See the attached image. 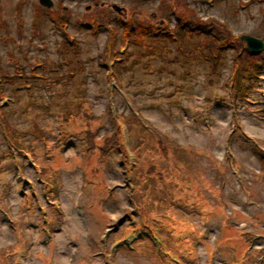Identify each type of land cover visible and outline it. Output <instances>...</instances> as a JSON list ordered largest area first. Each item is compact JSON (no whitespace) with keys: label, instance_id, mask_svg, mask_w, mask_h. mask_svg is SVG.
Here are the masks:
<instances>
[{"label":"rangeland","instance_id":"374dc122","mask_svg":"<svg viewBox=\"0 0 264 264\" xmlns=\"http://www.w3.org/2000/svg\"><path fill=\"white\" fill-rule=\"evenodd\" d=\"M239 1L246 0H214L213 6H207L200 0H187L188 3L167 0V5L177 13L191 14L195 17L190 21L191 25H196L199 29L201 27L202 31V27L214 31L223 30L221 21H224L230 29V40H238L244 45L238 36L249 34L264 41V0L255 1L245 9L238 8ZM52 2L51 7H44L37 0H0V66L9 71L7 82L0 84V115L10 122L22 139L14 136L11 149L8 148L9 137L6 141L4 122L0 120V264H27L28 260L32 264H39L37 257L42 253L45 256L52 253L50 264H101L104 259L108 262L105 255L102 258L94 254V251L98 250L104 251V254L108 252L109 243L104 245L99 241L105 239L103 229L109 226L112 220L121 221L123 216H128L125 209L136 200L127 197L129 181L126 180L120 157L118 158L115 150L109 152L106 161L103 160L99 166H94L93 160L97 156V150L92 154L85 153L81 144V141H84L82 132L75 135L68 133H74L84 127L90 128L98 144L113 130L112 124L108 122L107 72L101 67L109 53H103L102 49L106 46L107 36L116 31L120 34L121 29L113 24L100 23L94 32L80 27L79 22H91L104 11L111 10V18H135L154 27L167 25L173 29L175 26L171 18L160 22V17L168 14L165 8H161V0ZM110 3L117 4L121 10L117 13L110 8ZM45 11L53 18L50 19ZM39 18H42L41 23L34 24ZM109 27H112L111 31ZM62 29L74 36L72 46L79 48L76 55L71 54L70 44L61 50V43L67 40ZM121 40L122 37L118 35L112 49L107 45L109 50L116 49ZM194 41L196 40L186 41L187 47L190 48ZM216 42L217 45L224 44ZM228 42L229 40L226 43ZM21 51H26L28 56L21 57ZM181 51L185 56L178 55L179 62L170 64L173 68L172 74L166 75V71L157 74L156 68L159 66L157 70H166L169 62L162 60L159 65V60L153 58L149 60V69H153V73H146L143 67L147 65V61L141 60L134 68L122 73V80L127 83L124 89L126 99L133 100L147 123L157 130L174 134L178 143L191 146L195 152L203 151L200 156L193 151H184L179 155L184 162L187 159L192 162V167L185 164L186 169L192 173L191 179H186L185 186H191L192 190L183 191L176 199L168 197L164 185H160L162 193L159 190L145 195L140 193L143 213L148 216L141 223V226L147 229L143 235L142 248L137 249L140 243L129 244L128 251L113 255L114 262L224 264V259H236L237 248L243 249L238 252L239 258L236 259L241 260V264H264V248L259 249L264 247V239L256 241V247L251 251L247 250L244 256L242 252L245 251V246L243 248V245H240V236H235L234 232L225 233V237L219 231L217 238L207 236L205 239L195 235L186 246H182L177 243L185 240L183 223L180 219H174L176 229L168 235L159 234L162 229L161 220L156 217L166 215L168 204H172L170 209L184 202L188 204L187 210L177 209L183 218L191 220L198 230L208 227V221L212 225L208 227L211 234L215 228L220 229V225L227 226L228 218H232L237 219L234 225L229 222L230 228L235 232L239 228H245L264 233V62H259L260 64L253 68L257 75L245 80L250 85L244 82L241 87L246 89V93H239L241 96L236 99L245 131V135H242L238 130L232 137L233 149L237 155L235 159L239 161L238 167L228 164L222 146L225 133H228L232 122L224 87L232 72L234 51L226 50V56L220 65L215 60L203 62L198 59L208 52L206 49L187 51L185 48ZM185 51L191 54L190 57ZM12 55L18 57L17 68H13L15 65ZM38 58L41 60L36 64ZM190 58L196 61L190 62ZM30 65H38L39 70L31 73ZM183 69H189V76L182 75ZM217 71L218 74H215ZM228 84L229 87L235 85L232 79H229ZM107 86L110 88L109 81ZM116 88L121 92L119 86ZM237 88L238 86L233 88L232 93ZM107 92L110 95L109 89ZM219 97L220 100L216 101ZM117 98L121 104L124 103L122 98ZM79 111L86 114H79ZM124 111L128 113L125 108ZM193 115L197 116L198 121L192 118ZM68 116L74 118L67 121ZM113 117L114 114L111 121L114 120ZM202 117L207 119L208 127L201 123ZM35 123L39 126L36 128L44 130L45 137L50 142L48 144L54 143L57 146V151L53 147V154L49 159L45 158L37 165V177L26 159L29 157L28 143L35 144L40 153L45 149L36 137L38 132L33 133ZM100 125L102 127H99ZM136 129V124H132V136L136 137ZM253 140L258 142L257 146ZM25 150H28L27 153ZM11 152L14 157L10 155ZM83 153L84 156H81ZM219 165H222V170L224 168L222 173L219 172ZM158 167L166 173L163 167ZM83 168L86 170L84 176L81 175ZM229 168L242 176L243 186L235 182ZM142 170L143 167L139 168L140 175L143 176ZM49 177L56 180L49 181ZM36 179L44 181L47 186L42 194L37 193L40 199L35 192L30 191L27 201L29 203L30 199L34 200L33 209L40 211V214L29 212L27 215H20L14 207V202L19 201L23 197L22 194L28 192V180L32 183L31 187L35 186ZM16 180L21 182L17 184ZM155 181L159 183V180ZM133 182L136 183L135 176ZM152 182L153 179L146 181V185L151 186L150 190H154ZM173 183L177 185L175 190L180 189L181 185ZM107 186H112L111 194H105ZM189 191L192 197L198 200H185ZM250 196L255 200L253 204L248 203ZM61 198L64 206H57L56 203L60 202ZM201 200L211 205L206 213L199 212ZM125 202H129V206H126ZM187 204L184 205L187 207ZM22 207L28 210V206L22 204ZM66 210L67 214L62 213ZM175 215L178 216L179 213L175 212ZM166 216L170 218V215ZM126 226L123 223L119 232L112 237L119 239L120 232L131 229ZM24 227H27L26 230ZM131 233L133 231H128L125 235ZM234 243L239 246L235 248ZM170 246L176 249V253L182 256L185 263L180 262L171 253L168 248ZM122 249L124 248L119 246V250ZM131 249L136 251L132 252ZM253 251L255 253H252Z\"/></svg>","mask_w":264,"mask_h":264},{"label":"water","instance_id":"95a60500","mask_svg":"<svg viewBox=\"0 0 264 264\" xmlns=\"http://www.w3.org/2000/svg\"><path fill=\"white\" fill-rule=\"evenodd\" d=\"M40 3L49 6L51 3L49 0H39ZM244 38L247 39L249 46L253 49H259V41L257 39H254L253 37L244 35ZM252 44V45H251Z\"/></svg>","mask_w":264,"mask_h":264},{"label":"trees","instance_id":"16d2710c","mask_svg":"<svg viewBox=\"0 0 264 264\" xmlns=\"http://www.w3.org/2000/svg\"><path fill=\"white\" fill-rule=\"evenodd\" d=\"M216 32H217V34L215 33V35L211 37L213 40H215V38H218V39L223 40L225 42L228 40V34L225 31H222V32L216 31Z\"/></svg>","mask_w":264,"mask_h":264},{"label":"flooded vegetation","instance_id":"af4514ba","mask_svg":"<svg viewBox=\"0 0 264 264\" xmlns=\"http://www.w3.org/2000/svg\"><path fill=\"white\" fill-rule=\"evenodd\" d=\"M162 1V0H161Z\"/></svg>","mask_w":264,"mask_h":264}]
</instances>
